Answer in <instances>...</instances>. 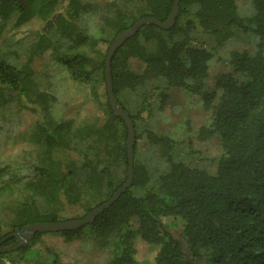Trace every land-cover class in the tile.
<instances>
[{
	"label": "trees",
	"instance_id": "16d2710c",
	"mask_svg": "<svg viewBox=\"0 0 264 264\" xmlns=\"http://www.w3.org/2000/svg\"><path fill=\"white\" fill-rule=\"evenodd\" d=\"M109 1L98 5L102 22L96 32L83 34L77 19L92 6L88 0H0V109L12 102L29 108L34 118L27 139L43 148L34 175L8 170L2 179L0 194L15 198L5 205L4 216L0 204L1 246L13 244L16 235L5 238L27 224L65 220L62 212L69 205L80 206L76 218L84 217L127 180L128 129L111 107L107 53L117 34L139 18L167 20L174 0ZM251 4L252 11L243 14L236 0H180L171 28L144 24L116 50L110 72L114 95L134 123L133 180L93 222L58 233L71 240L85 232L105 242L107 264H142L140 243L156 249L152 264H264V0ZM235 28L258 36L255 52L224 48ZM20 32L27 34L16 38ZM29 34L38 38L25 43ZM64 39H77L73 50L62 47ZM43 55L60 58L72 86L85 88L102 114L78 122L63 116L54 93L36 82L34 62ZM213 58L222 68L210 86ZM136 61L143 64L141 72ZM160 79L163 87L147 88ZM174 88L194 95L211 113L198 137L216 136L221 142L214 173L176 161L173 138L139 128L166 106L167 91ZM125 91L137 100L134 109ZM143 137L159 146L169 164L156 184L149 183V166L137 161ZM65 150L77 152L79 159H65ZM41 235L1 252L0 264L39 253L60 264L56 251L41 252L35 245Z\"/></svg>",
	"mask_w": 264,
	"mask_h": 264
},
{
	"label": "rangeland",
	"instance_id": "374dc122",
	"mask_svg": "<svg viewBox=\"0 0 264 264\" xmlns=\"http://www.w3.org/2000/svg\"><path fill=\"white\" fill-rule=\"evenodd\" d=\"M240 12L248 14L252 11L251 0H236ZM92 6H88L77 19L79 32L83 34L96 32L102 20L98 12V5L107 4L109 0H88ZM102 7V6H101ZM27 32L15 33L19 38ZM77 33H74V38ZM202 34H198V37ZM25 43L35 41L38 36L27 35ZM204 39L210 40L209 37ZM76 40V41H75ZM65 50H73L77 39L61 40ZM259 38L253 32H245L235 28L234 35L228 39L224 45L226 49L238 51H248L253 53L257 50ZM44 56V55H43ZM212 74L208 79V84L212 86L215 77L222 68V62L213 58L211 61ZM36 82L40 90L53 92L56 103L61 109L63 116L78 122L90 115L102 114L98 106L88 101L85 88L76 90L72 86V80L61 63V59H51L46 56L34 62ZM143 64L135 62V69L141 72ZM166 82L162 79L152 81L149 86L163 87ZM146 88V89H147ZM170 99L162 110H155L153 115L140 122V130L150 129L157 133L168 135L176 141L175 148L171 154L176 161H182L191 166L206 169L210 173L217 170L218 158L222 153L221 142L216 136H210L204 140L198 137L201 127L210 119L211 113L203 110L194 95L184 93L179 89L167 91ZM124 99L134 109L137 100L131 92L125 91ZM32 112L27 107H19L14 102L7 104L0 109V184L2 179H7L10 172L16 171L22 177L34 175L37 165L41 163L40 157L43 148L28 141L29 131L33 126ZM34 118V117H33ZM34 120V119H33ZM137 161L146 163L151 171L149 183L156 184L159 176L166 172L169 164L160 153L158 145H151L146 138L138 141ZM65 159H79L77 152L65 150L61 153ZM13 173V172H12ZM15 196L13 194H0V204L4 207L2 214L5 215V205L9 204ZM82 209L77 205H69L62 212L65 220L75 219ZM10 212V211H9ZM6 218H10L5 217ZM10 220H6L9 222ZM178 236V231L173 229ZM40 239L36 242L37 248L41 252L46 248L56 251L59 255L60 264H107L109 252L105 242L96 239L92 235L81 232L73 239H68L65 235L55 232H41ZM156 249L147 244L140 243L138 246L137 258L142 264H152ZM50 264L47 253H39L31 259L10 260L2 264Z\"/></svg>",
	"mask_w": 264,
	"mask_h": 264
},
{
	"label": "water",
	"instance_id": "95a60500",
	"mask_svg": "<svg viewBox=\"0 0 264 264\" xmlns=\"http://www.w3.org/2000/svg\"><path fill=\"white\" fill-rule=\"evenodd\" d=\"M180 0H174V5L172 7L171 13L167 20L161 21L156 17L153 16H144L139 18L135 23L128 27L127 29L122 30L120 33L117 34V36L112 41L107 57L105 62V77H106V86L107 91L111 103V107L113 111L120 115L127 126L128 129V137H127V148H128V163H129V169H128V177L124 184H122L110 197L109 200L102 203L100 206L92 209L89 211L84 217L82 218H75V219H67L62 221H56V222H34L27 224L23 226L21 231L13 232L9 236H7L5 239L13 236H17L16 241L8 246H1L0 245V253L1 252H9L12 250H15L25 244H28L34 237L37 232H55V231H63V230H76L83 226H85L88 223H91L94 221L96 216H98L100 213H102L105 209H107L114 201L117 200V198L125 192L132 183L133 175H134V142H135V130H134V123L128 113L122 109L118 103V100L116 99L114 95L113 90V83L111 78V72H110V63L111 59L116 52V50L124 44V42L129 39L130 37L134 36L139 29L144 24H155L161 28L169 29L171 28L175 22L176 17L178 14V4Z\"/></svg>",
	"mask_w": 264,
	"mask_h": 264
}]
</instances>
